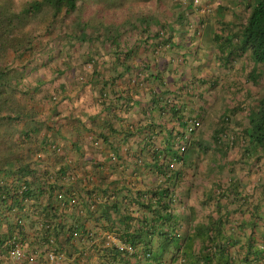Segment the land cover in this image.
<instances>
[{"label":"crops","instance_id":"crops-1","mask_svg":"<svg viewBox=\"0 0 264 264\" xmlns=\"http://www.w3.org/2000/svg\"><path fill=\"white\" fill-rule=\"evenodd\" d=\"M130 1L133 19L108 21L103 16L107 5L91 4L90 8L101 12L96 27L87 16L82 20L59 16L67 22L63 31L59 22L57 33L44 35L43 44L35 41L16 56L11 83L18 90L16 111L22 115L12 139L9 133L2 135L6 142L0 145L1 156L9 151L6 145L25 141L10 150V155L33 160L37 151L54 143L60 150L50 157L43 154L48 158L41 166L49 173L61 167L63 174L73 172L75 180L69 174V178L58 176L65 193L76 195L80 206L93 200L117 202L125 215L130 209L133 216L154 222L158 228L147 240L156 258L147 262L142 255L144 242H139L137 255L131 254L126 264H208L206 257L213 255L217 257L211 264H244L243 235L252 233L253 219L257 232L264 233V149L243 138L249 126L248 111L241 109L243 86L236 83L243 58L231 55L234 62L228 65L221 59L233 49L228 37L242 29L237 24L243 22L242 15L238 21L234 13H243V3L188 0V17L182 24L165 27L163 11L171 2ZM141 6L145 8L140 10ZM144 11L138 20L136 13ZM219 36L225 39L218 40ZM223 42L227 47L221 53ZM238 61L241 66L232 67ZM135 72L140 75L136 81ZM193 77L197 89H186L184 83ZM231 110L236 127L228 128L237 143L216 144L213 136L221 134L222 119ZM193 120L199 121L196 130L183 131V124ZM179 137L192 147V154L175 164L182 169V177L167 173L171 170L167 168L155 174L164 166L169 145ZM160 186L169 187L175 197V222L167 226L161 224L158 216L164 212L155 211L156 204L152 206L155 214L142 209L145 195ZM65 211L67 229L80 218L83 227L95 230L98 239L93 244L99 245L107 235L121 240L142 232L139 219L128 220L110 209L109 217L98 221L82 214L80 207ZM162 228L172 229L173 242L160 234ZM208 234L220 237L203 242L200 237ZM62 239L66 241L65 236ZM28 244L25 247L31 251ZM65 246L72 253V247ZM77 255L80 260L73 255L62 264L104 261L92 245H85Z\"/></svg>","mask_w":264,"mask_h":264},{"label":"trees","instance_id":"trees-1","mask_svg":"<svg viewBox=\"0 0 264 264\" xmlns=\"http://www.w3.org/2000/svg\"><path fill=\"white\" fill-rule=\"evenodd\" d=\"M187 1L173 0L172 5L169 4V6L165 7L166 11H163L165 23H163V26L173 27L175 24H182L189 13V11H186L189 10ZM240 2L243 3L242 11L247 14L245 19H243V13H234L237 14L235 15L237 18L242 15L239 18L243 22H238V25H241L242 29H237L231 38L228 37L227 40L231 41L229 45H232L233 49L230 50L227 56H223L221 59L223 64L228 65L234 62V58H231V55L238 59L246 56L247 60L253 66H251L250 75L256 80L261 74L264 75V0H240ZM97 3L107 5L103 11V16H106L105 12L108 9L124 5L125 3H127L128 8L132 7L130 0H31L20 11H16L12 6L0 4V145L2 142H6V140L2 139L4 137L2 135L6 133L10 134L8 136L9 141L12 139L13 134L17 132L15 126L21 120L22 114L16 111L18 90L16 89V85L11 83V80L13 79L12 72L17 67L15 65L16 56L30 49L32 44V41L28 39L26 27L32 21L33 16L37 12L48 10L51 23L55 22L63 12L65 16L71 15L81 8L85 12H91L88 8L89 5ZM146 12L144 11L142 13L144 14ZM94 13L95 19L92 15L87 14V16H90L93 26L96 27L97 23L100 24L102 17L100 11H94ZM140 15L138 16V20L139 17H142ZM128 16H130L128 18L130 20L134 18L135 14L130 11ZM235 16L234 18H236ZM64 22H61V28ZM63 30L64 28L61 31ZM152 32L155 33L156 31ZM222 33L224 34L225 32L222 31ZM166 38L169 42L172 36L170 35ZM220 39H225V37L219 36L218 40ZM222 44L221 53L224 52L222 47H227V45H224V42ZM11 51L13 52L11 53ZM139 76L135 72V81ZM196 85V78L194 77L184 83L186 89L189 90L197 89ZM104 100L105 97H102V102ZM247 111L249 126L243 138H247L250 141L249 143L264 149V95L259 98L255 105L248 108ZM228 112L222 119L224 129H222L221 134L217 138L215 136L213 137L217 142L216 144L223 143L226 146H234L237 143V137L233 134V131L231 132L228 129L232 125L233 119ZM231 113L233 114V112ZM198 124V120H193V123L192 121L191 123H185L183 124V131L191 134L196 130ZM227 129L228 132L225 131ZM23 142L25 141L16 144V148L21 147ZM175 142L169 145V154L163 158V168L157 169L155 174L167 168L171 169L166 170L167 173L170 172L172 175L173 172L174 176L178 178L182 177L180 175L182 169H178L175 164L181 162L184 155L192 154V147L189 146L186 138L179 137ZM15 146L13 144L6 145L9 151L3 156H1L0 150V264H12L10 260L6 259V256L9 243L13 240L18 241L25 249L27 255L25 263L33 261L35 264H39L40 261L47 258V253L53 249L57 253L64 255V261L67 257L73 255V257L78 259L79 255L77 254H82L84 246L92 245L98 247L99 253H101L104 259L103 264H115V261L119 264H126L131 254L135 253L137 255L135 247L139 242H144L145 248L143 249L142 255L147 262H152L156 258L154 252L149 247L150 242L147 240L149 234H153V232H156V228H158L154 222L152 224L148 221L146 222L145 219L142 220L137 218V216H133V212L130 209L127 210V215H125L122 213V209H120V205L117 202L99 204L93 200L86 201L83 206H80L76 195L65 193L63 184L60 183L61 180L58 176L60 174V176L65 175L69 178V174L72 176V179L74 178L73 172L69 170L63 174L62 172L65 168L61 167L58 171L49 173L46 167L41 166L42 162L48 158L43 157V154L50 157V155H54L56 151H59L60 147L54 143H48L44 149L34 154L33 160H26L21 154L10 155V150H14ZM172 192L169 187L164 186L161 188L160 186L152 194L145 195L146 203H142V209L146 208L151 210L154 214V208L152 209L154 204H156L155 211L157 210L159 213L164 212V215L158 216L162 220L161 224L164 226L172 224L173 221L175 222L173 215L175 210V207H173L175 197ZM152 198L155 199L154 203H151L150 199ZM70 207H80L82 214L88 215L90 218H95L97 221L100 220V217H109V209L115 213H120L121 216L125 215L124 217L128 220L135 221L139 219L137 221L142 222L140 227V229L142 228V232L132 234V236L121 237L120 240L122 243L132 247L134 252L120 250L115 246H108L106 237L104 240L102 239L103 242L99 245L91 243L98 239L97 234H95L93 228L83 227L82 222L79 220L80 218L67 229L64 214H66L65 210ZM98 209H102L103 211L98 213ZM256 227L257 221L253 219L251 221L252 233L248 236L243 235V247L247 249L243 257L244 264H261L264 261V233L259 234ZM171 231L172 229L169 228L167 231L163 230V228L160 230V234L166 236L169 243L175 240ZM63 236H65L66 241H63ZM218 237L220 236L211 235L209 237L208 234L200 238H202L203 242H209L210 239ZM233 239L235 242H240L237 241L239 238ZM25 243H30L31 251L26 249ZM259 244H262L263 249L259 247ZM65 245L72 247V253L68 252L66 249L68 247ZM219 255L223 256L224 253L221 251ZM215 257L217 255H213L212 258L206 257L207 263L211 264L209 262H212V259Z\"/></svg>","mask_w":264,"mask_h":264},{"label":"rangeland","instance_id":"rangeland-1","mask_svg":"<svg viewBox=\"0 0 264 264\" xmlns=\"http://www.w3.org/2000/svg\"><path fill=\"white\" fill-rule=\"evenodd\" d=\"M31 0H0V4H4V5H9L12 6L13 9H15L16 11H20L23 6ZM169 2L172 3L173 0H168ZM127 3H125L124 5L121 6H116L113 7L111 9H108L105 12V15L107 17L108 21H117L120 18L121 19H127L126 16H128L129 12L132 11V9L128 8L126 5ZM143 6H141L140 10H142ZM89 11H84L82 8L79 9L77 12L71 14V15H66L65 13H61L60 16H64L65 20L67 18V20L69 19H73L76 20L77 18L79 20H82L84 17L87 16V14L92 15L93 18L95 17V13L94 11L96 10V8H90L89 7ZM142 12H139V15ZM240 14H242V12H239ZM138 14V13H136ZM238 14V15H240ZM245 12H243V19H245L246 17ZM62 17L58 18L55 22H51L50 23V17L48 15V10H43L42 12H37L33 18L32 21L29 23V25L26 27L27 30V34H28V39L29 41L35 42V41H41L43 44V37L44 35L47 34H55L58 31V23L61 22V20H64ZM90 18V16H87ZM95 19V18H94ZM236 20V18H234ZM239 20V19H238ZM64 23H67L66 21ZM96 23V22H95ZM239 24V23H237ZM52 28V29H51ZM44 29H46V31L44 32ZM224 29L226 30L227 27L226 25L224 26ZM62 30V28H60V31ZM48 32V33H47ZM31 47V46H30ZM13 51H11L12 53ZM241 66V63L236 62V64H234L232 67H238ZM251 62L247 60L246 56L243 57V71L241 72V75L239 76L240 79H237L238 81L236 82L238 85L241 84V86H243V113H245L246 110H248V108H250L251 106L255 105L257 103V101L259 100V98H261V96L264 95V75L261 74L260 77L258 79H253L252 75H250V71H251ZM262 73V72H261ZM251 87H253L251 89ZM233 110H231L229 112V115L232 117V112ZM245 116L243 115V125L245 124ZM220 123V122H219ZM232 127L235 126V122L232 123L231 125ZM210 129H213V125L208 126ZM230 130V128H228ZM178 242V240L176 241V243Z\"/></svg>","mask_w":264,"mask_h":264},{"label":"built area","instance_id":"built-area-1","mask_svg":"<svg viewBox=\"0 0 264 264\" xmlns=\"http://www.w3.org/2000/svg\"><path fill=\"white\" fill-rule=\"evenodd\" d=\"M107 245L115 246L120 250H127L129 252H134L133 248L122 243L118 237L113 235L106 236ZM27 258L26 251L23 248L22 244L18 241H11L9 243V248L7 250L6 259L15 262V263H24ZM65 257L63 254L57 253L54 249L47 253V258L43 261H40L39 264H62Z\"/></svg>","mask_w":264,"mask_h":264}]
</instances>
